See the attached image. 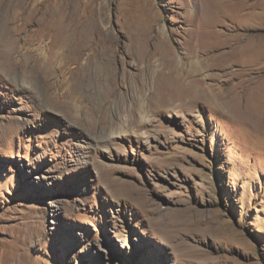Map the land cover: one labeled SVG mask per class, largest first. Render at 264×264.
Here are the masks:
<instances>
[{
	"label": "rangeland",
	"instance_id": "1",
	"mask_svg": "<svg viewBox=\"0 0 264 264\" xmlns=\"http://www.w3.org/2000/svg\"><path fill=\"white\" fill-rule=\"evenodd\" d=\"M11 1L0 4V264H264V0ZM62 29L87 32L82 57ZM199 52L232 69L200 81L239 92L232 109L205 95L167 106L162 93L140 118L143 55L171 54L180 78L197 79L186 67ZM101 58L124 104L91 116L80 85Z\"/></svg>",
	"mask_w": 264,
	"mask_h": 264
},
{
	"label": "bare ground",
	"instance_id": "2",
	"mask_svg": "<svg viewBox=\"0 0 264 264\" xmlns=\"http://www.w3.org/2000/svg\"><path fill=\"white\" fill-rule=\"evenodd\" d=\"M2 3L5 4L6 6L12 5L11 0H1L0 4L3 6ZM34 4H33V0H28L26 3V6L29 9H34V6L37 7L38 3H34ZM27 7L25 8L27 9ZM24 11L25 10L23 9L21 10V12H24ZM17 12H19V9L15 13ZM64 20H63V17L60 19L61 22L62 21L64 22ZM2 23H3V20H2V17H0V27H2ZM66 33L69 34V37L72 39V43H75L76 46H78V56L82 57L81 54L84 52L83 49L85 48V46H87V44L84 43L85 35L87 34V32H84L81 29H77L75 31L73 29H67L65 31L64 29H62V36H64ZM205 53H202V52L201 54L200 52L197 53L196 55L197 58H194L192 54L187 55L188 67L186 68L188 69L190 74L193 77H196V75L203 73L202 74L203 77H197V79H191L189 76L180 78L179 72L177 70L178 68L177 66L176 67L174 66V57L171 54H164V55H161V57H157L153 59L149 58L148 60H144L145 56L143 55L142 60L146 62V65L144 64L145 73H142V74L139 73V77H137L139 78V82L137 83L138 85L137 87H135L136 88L135 90H137L136 92L139 93V95L135 99H133V104L136 105L138 111H136L135 109L134 110L137 112L139 117L142 118V115L140 116V114H142L143 111H145L144 110L145 105L148 104L147 100L150 101L154 95H159V94L161 95L162 93H166V96H168L167 98L163 100L162 102L163 105L174 106V103L176 101L182 102L187 99L197 101L203 95H205V97H208L209 100H211V102L216 104V106H218L219 108L230 111V109H232V105H229L228 102L231 103L230 102L231 100H228L227 98L230 96V94L231 95L235 94V96H237L239 92L233 93V91H227L224 85L217 87V84H214V83L213 84L205 83L204 85H201L200 81L206 80V78H212V76L215 77L216 75H218L219 77L224 76L227 73H232V69L230 67H225V66L220 67V63L226 62L225 58H222L220 62H217L216 61L217 58L214 59L213 57L214 60L210 61L209 57L211 55L209 57H205L204 55ZM153 55L155 56V54ZM103 63H107V62H104V59L101 58L100 62L97 63L95 68L92 69V72H90V78L88 82L80 85L81 87L80 89L82 93L86 92V94H89L88 100H89V103L91 104V109H92L90 112L91 116L93 113H95V110L100 105L102 106V103L104 104L108 103L110 105L114 104L115 107H118V106L120 107V105L124 104V100L117 98V100H119V104L117 105L116 104L117 100L115 101V99H113V94L111 90H108L107 83L110 80H112V75L109 74L108 68L104 66ZM227 65L228 64H226V66ZM218 70L223 72L222 75H219V73L218 74L216 73V71ZM167 75H171L173 79V81H171L172 84L169 86V90L160 91L159 86L161 84V80L167 78ZM194 81L196 82L197 86L193 84ZM191 84L194 85L193 88ZM177 85H181L185 89V91L178 90L176 88ZM224 91L226 92L224 93ZM236 108L239 109L238 106H236ZM134 123H135V120L131 124H134ZM138 124H140V122ZM138 124L136 125V127L138 126Z\"/></svg>",
	"mask_w": 264,
	"mask_h": 264
}]
</instances>
